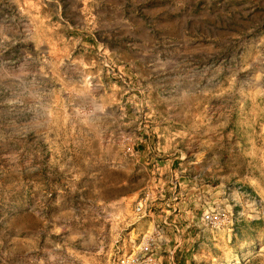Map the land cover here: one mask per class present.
Masks as SVG:
<instances>
[{
  "label": "rangeland",
  "instance_id": "1",
  "mask_svg": "<svg viewBox=\"0 0 264 264\" xmlns=\"http://www.w3.org/2000/svg\"><path fill=\"white\" fill-rule=\"evenodd\" d=\"M163 221L160 264H264V0H0V264H118Z\"/></svg>",
  "mask_w": 264,
  "mask_h": 264
},
{
  "label": "built area",
  "instance_id": "2",
  "mask_svg": "<svg viewBox=\"0 0 264 264\" xmlns=\"http://www.w3.org/2000/svg\"><path fill=\"white\" fill-rule=\"evenodd\" d=\"M126 151L132 153L131 147H126ZM152 194L149 191L143 192L142 196L137 200L134 209L135 215L143 217L149 214V200ZM177 196L173 197L176 200ZM199 222L208 229L218 228L226 216L224 208L220 204L214 206L202 205ZM176 205H170V214L177 212ZM165 219V218H164ZM163 219V220H164ZM168 223L163 221L161 224L152 223V225L142 233L140 239L137 242L134 252L129 255L119 257L117 259L118 264H160L159 258L156 255L155 248L161 245V242L166 241L165 226Z\"/></svg>",
  "mask_w": 264,
  "mask_h": 264
},
{
  "label": "trees",
  "instance_id": "3",
  "mask_svg": "<svg viewBox=\"0 0 264 264\" xmlns=\"http://www.w3.org/2000/svg\"><path fill=\"white\" fill-rule=\"evenodd\" d=\"M199 213H200V212H199ZM177 220H178V219H177ZM185 226H186V225H185ZM165 227L168 228V229H171L172 226H171V225H169V226L167 225V226H165ZM179 227L182 228L180 225H179ZM185 228H186V227H185ZM177 253H178V252L175 250V251H174V255L176 256ZM176 260H177V257H176Z\"/></svg>",
  "mask_w": 264,
  "mask_h": 264
},
{
  "label": "crops",
  "instance_id": "4",
  "mask_svg": "<svg viewBox=\"0 0 264 264\" xmlns=\"http://www.w3.org/2000/svg\"><path fill=\"white\" fill-rule=\"evenodd\" d=\"M175 216V215H174ZM170 218H172L171 216H169ZM172 220H175V217L172 219Z\"/></svg>",
  "mask_w": 264,
  "mask_h": 264
}]
</instances>
